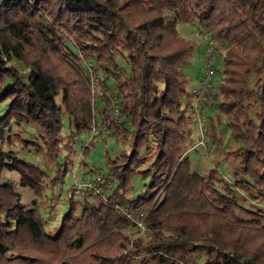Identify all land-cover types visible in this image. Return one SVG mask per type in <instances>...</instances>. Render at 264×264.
<instances>
[{
  "label": "trees",
  "instance_id": "obj_1",
  "mask_svg": "<svg viewBox=\"0 0 264 264\" xmlns=\"http://www.w3.org/2000/svg\"><path fill=\"white\" fill-rule=\"evenodd\" d=\"M179 23L221 50L217 116L204 127L212 167L201 174L188 156L195 120L182 107L196 44ZM86 62L120 126L108 105L101 122L127 147L107 163L111 189L69 197L49 231L38 199L73 166L65 126L67 137L88 131ZM4 171L32 192L30 206ZM134 177L148 180L137 196ZM263 201L264 0H0V264H264ZM136 219L147 234L133 239Z\"/></svg>",
  "mask_w": 264,
  "mask_h": 264
},
{
  "label": "rangeland",
  "instance_id": "obj_2",
  "mask_svg": "<svg viewBox=\"0 0 264 264\" xmlns=\"http://www.w3.org/2000/svg\"><path fill=\"white\" fill-rule=\"evenodd\" d=\"M178 29L182 37L188 40H192L196 44V49L194 50L193 54L191 55L186 68L185 73L187 77V87H186V94L182 99V107H187L192 103L190 90L197 86V81L202 75V70L204 69V62H205V44L207 43L208 36L201 30H198L194 26H190L187 24H178ZM217 55L221 54V50L217 46ZM88 62V61H87ZM86 62V65H90ZM94 64V63H92ZM123 66V63H119ZM85 65V66H86ZM97 68V66H94ZM90 70L88 69V73L90 74ZM215 73L212 76L210 82L212 87V93L217 89L218 80L220 78V62L217 61L215 63ZM101 74H96V72L90 74L89 78V105H90V113L91 118L89 121L90 124L97 123L96 121L100 122L101 119L105 117L102 110L105 105H108L107 108H110V101L107 99V95L111 96V93L106 90L103 92V87L99 85ZM96 78V81H95ZM105 93V94H104ZM188 106V107H189ZM189 110V109H188ZM111 114V113H110ZM217 114V111L211 107H206L202 111V117L205 119L206 123L209 125L211 119H213ZM65 122V120H64ZM104 123V122H102ZM105 124V123H104ZM66 125V123H65ZM106 125V124H105ZM207 127V126H206ZM20 128V127H19ZM18 127L13 126V132L20 131ZM89 128V127H88ZM25 134L27 139L33 138V130L29 127H24ZM110 129V128H109ZM71 132V129L65 126L63 130V134L66 135V138H63L62 142H65L66 148L73 150V154L70 155L72 158L73 166L70 167L67 172L62 175V169H60V181L50 187V185L45 188L43 197L41 200L38 199L39 205L43 211V217L48 220L46 229L49 231H54L55 228L58 226L61 218L66 213L68 208L67 200L69 197H72L75 201H82L84 198H88L92 200L88 194V190H76V185L80 186L83 183L89 182L93 180L96 176V173H101L102 175L108 174V167L107 163L115 156H117L120 152L126 149L127 143L125 141H117L113 135H99V137L94 141H88V133L87 131L80 132L78 134L73 135V137H67ZM199 128L198 124L195 123L193 125L192 131V139L193 145L188 150V156L190 159V166L191 169L199 174L205 172L209 168L212 167V156L210 153L206 152L208 150L207 144L206 147H202L198 144L199 140ZM15 148H19L17 146V142L14 143ZM83 149L85 151L83 152ZM61 156H65L68 151L67 149L63 150L60 148ZM68 155V154H67ZM18 157L22 160L40 164L41 163H49L50 158L43 156L39 157L33 153H28L25 151H20L18 153ZM62 158L60 162H62ZM52 162V161H51ZM55 168H51L47 170V174L49 177H52L55 173ZM95 171V173H94ZM219 171L226 177H228L227 170L224 166L219 168ZM1 181H11L14 184L15 190L21 195L22 203L26 206H30V202L33 199V194L29 190V188L20 187L17 184L18 181V174L15 172H2ZM148 183V180H141L140 177H134L132 180L133 191L132 195L137 196L143 191V185ZM262 207H264V201L262 202ZM135 234V233H134ZM138 236H143L142 234L132 235V238L135 239Z\"/></svg>",
  "mask_w": 264,
  "mask_h": 264
},
{
  "label": "built area",
  "instance_id": "obj_3",
  "mask_svg": "<svg viewBox=\"0 0 264 264\" xmlns=\"http://www.w3.org/2000/svg\"><path fill=\"white\" fill-rule=\"evenodd\" d=\"M217 46L218 44L215 43L211 38H208L207 43L205 44V62H204V69L202 70V75L197 81V86L193 87L190 90L191 100L192 103L189 106V114L194 118L195 123L198 124L199 128V140L198 144L202 147H206V138H205V131L204 127L206 126V121L202 117V111L206 107H211L213 104V96H212V87H211V78L214 75V66L216 63V55H217ZM90 68V65H86ZM90 74L93 73L90 70ZM96 81V78H95ZM110 111L111 116L114 119V125L120 126V119L118 117V111L114 106V98H110ZM94 124H90L88 128V141L96 140L99 135H108L110 134V129L101 121ZM76 190H88L93 194L103 195L108 192L111 187L106 182L105 176L101 173H96V176L93 180L89 182L83 183L80 186L76 185ZM136 227L140 231L139 234L145 235L147 234L146 227L139 221L135 220Z\"/></svg>",
  "mask_w": 264,
  "mask_h": 264
}]
</instances>
